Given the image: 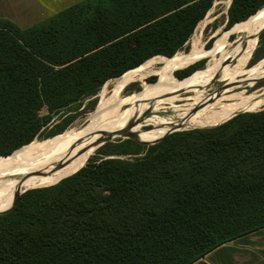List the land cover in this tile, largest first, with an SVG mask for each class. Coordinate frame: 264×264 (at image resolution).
<instances>
[{"label":"trees","instance_id":"trees-1","mask_svg":"<svg viewBox=\"0 0 264 264\" xmlns=\"http://www.w3.org/2000/svg\"><path fill=\"white\" fill-rule=\"evenodd\" d=\"M212 5L84 0L26 29L0 19V162L64 134L32 142L52 114L150 59L174 57ZM262 9L264 0H231L227 30ZM209 58L207 52L198 62ZM198 62L169 81L200 75ZM261 109L208 129L136 139L162 138L152 145L109 142L90 160L93 146L57 182L22 193L0 214V264H194L264 230Z\"/></svg>","mask_w":264,"mask_h":264},{"label":"rangeland","instance_id":"rangeland-1","mask_svg":"<svg viewBox=\"0 0 264 264\" xmlns=\"http://www.w3.org/2000/svg\"><path fill=\"white\" fill-rule=\"evenodd\" d=\"M230 4L231 0H213L211 9L208 11L201 23L198 24L199 26L197 25V29L195 28L187 44L171 59H150L132 72L127 73L120 78L107 81L99 90H97L94 95L83 98L79 102L69 105L61 111L52 114L50 123L43 128L40 136L36 137L32 142H41L56 135L62 134L64 132L65 133L52 141L32 144L31 146L41 147L50 144V142L53 143L65 138H78L84 133L87 126L91 123L93 115L102 109H108V112L112 111L114 116H121L124 120L118 123L106 125L104 129L115 126H120L121 129H129V125L132 123V120L137 119L141 114H150L151 111H154L155 114L153 113L151 116L156 118L158 115L160 116L166 114V112L173 108L185 106L188 116L178 119H184L185 121L184 124H181L180 126L163 129L156 121L153 119H148L144 120L143 122L140 121L134 125L131 129H129V132H126V135L135 131L146 134L156 130L157 128L163 132L170 130H177L178 132L194 130L190 127L205 125V123L207 124L205 121L200 123L201 120H205V117L201 119V116L214 114L206 112L211 110L210 108H212L211 111L213 112H219L223 110L222 107L214 108L212 106L216 100H220L217 98L221 95L232 90L242 92V96L233 97L228 101L223 100L225 101L223 104H228L238 101V99H241L242 97H248L253 93L264 90V35L261 37L256 36L255 41L251 43L253 34L248 31L252 25L256 23L260 13L264 9H262L258 14L251 17L243 24L236 26L232 30L231 28L227 30V11L230 7ZM211 39L212 42H209ZM251 49H254V53L252 54L250 64L245 68L246 61L244 63L243 61L247 51ZM207 52H210V58L208 61L205 59L201 62H198L206 56ZM224 60H234V62H229L230 66H233L236 61L241 65L235 69L240 68L241 70L235 71L234 69L233 73L231 72L232 74H226L228 69L224 68L221 70L218 66ZM195 62H198L194 65L196 68H204L203 72L198 75V77L204 75L206 72H209V75L195 80L194 83H192L188 88V91L172 92L170 90H165L162 94L157 96L159 99L145 98L143 100L134 102L125 101L128 97L137 94H145L148 90L153 92L155 88L162 89L159 87H165L166 89L167 85L183 83L188 80L198 78H190L181 82H171L169 81L168 77L177 71L186 69ZM216 76H221V78L215 81L208 80ZM158 79L161 80L158 84L154 86H148L155 84ZM203 80L208 81L201 82ZM260 105H264V103L257 104L254 108ZM254 108H252V110ZM39 114L40 116H45L47 112L45 109H42ZM197 116H200V119L196 118ZM127 139L128 138H116L112 139L113 141H111V143H114L117 140L123 141ZM102 146L96 149L94 154L90 157V160L102 157L98 150L101 149ZM20 149L17 150L12 157L18 155ZM103 150L105 151V149ZM143 153L144 151L141 152V154ZM86 154L83 157H85ZM135 157L137 156H127L125 158L133 159ZM60 174L61 171H58L47 176V178L42 181L41 185L45 187L55 183L59 179ZM28 178L29 176L25 172H0V186L5 187L4 191H0V201H3V199L8 197V190L18 187L13 186L9 188L6 186H11L24 180H28ZM250 235L253 234H249L246 237H250ZM236 241L239 240L230 241L224 245H230L233 247V242ZM257 243L258 242H255L254 244L257 246L259 244ZM255 245H253V247H255ZM207 256H205L206 258L204 257L194 264H209V262L214 263V258L216 255L210 259H208ZM244 256L240 255L238 261H236V264H240L241 262H244L245 264H257L255 260L251 261L248 259V255H246L245 258Z\"/></svg>","mask_w":264,"mask_h":264},{"label":"bare ground","instance_id":"bare-ground-1","mask_svg":"<svg viewBox=\"0 0 264 264\" xmlns=\"http://www.w3.org/2000/svg\"><path fill=\"white\" fill-rule=\"evenodd\" d=\"M262 27H264V10H262V12L260 13L256 23L252 25V27L248 30L249 32L253 34L251 38V43L255 41L256 36L258 35ZM248 52L249 50L246 53L243 63L247 59ZM240 65L241 64L235 61V64L226 71V74L233 72L234 69L239 67ZM218 66L220 67V65ZM208 75H209V72H206L204 75H201L199 77L190 76L185 79H190V78H195V77H198V78L191 79L183 83H174L171 85H167L166 89L165 87H159L162 89L155 88L153 92L148 90L146 91L145 94H137V95L128 97L125 101L134 102V101L143 100L145 98L159 99L157 96L162 94L165 90H170L172 92H185V91H188V88L191 86L192 83H194L195 80L202 78L204 76L206 77ZM219 78H221V76H216L208 80L215 81V80H218ZM208 80H203L201 82H205ZM241 93H242L241 91L232 90L218 97L217 99H220V100L218 101L216 100L212 104V106L214 108L222 107L223 110L219 112H213L211 111L212 108L209 107L211 110H208L207 108H205L206 110H208L206 111L207 113H214L208 116H205V115L201 116V119L205 117V120L203 121L201 120L200 123H203L205 121L207 122V124L205 123V125L192 126L190 128L199 129V128L211 127L213 125L224 122L239 114L251 112L252 108H254L257 104L264 103V90H262V91L253 93L252 95L248 97H242L241 99H238V101L228 103V104H223L225 102L223 100L228 101L229 99L233 97L242 96ZM107 110L108 109L99 110L95 115H93L92 117L93 119L91 123L87 126L84 133L81 134V136H79L78 138H75V139L65 138V139H62V140H59L53 143L50 142V144H47L41 147H34L31 145L25 146L20 149V152L18 153V155L12 158H9L7 160L1 161L0 162V172H8V171L25 172L27 173L29 178L28 180H24L14 185L6 186L9 188L13 186H18V187L7 191L8 197L3 199V201H0V206L13 200L14 196L19 192H23L29 189L44 187L41 185L42 181L45 178H47V176L53 173L61 171L59 178H62L66 174L68 169L72 165L77 163L79 160H81V158L93 147L91 146L93 143H95L97 140H101L105 138L107 135H111L112 139L120 138L118 135L119 131L129 132V129H131L134 125H136L140 121L143 122L144 120H148V119H153L163 129H169L174 126H180L181 124H184L185 122L184 119L183 120H178V119H181V117L188 116L186 112V107L179 106L177 108H173L169 110L164 115H160V116L158 115L156 118H153L154 116H151L153 115V113L155 114L154 111H151L152 114L151 113L141 114L137 119L132 120V123L129 125V129H121L120 126H115L112 128L104 129L106 125L124 121L121 116H114L112 114V111L108 112ZM199 117L200 116H197L196 118H199ZM207 120H211V121H207ZM182 129H186V128H182ZM172 131H177V130H170V131L163 132V131H160L159 128H157L156 130L150 133L142 134V133L135 131V132H130L126 136L128 138H134V139H138L144 142H149V141L155 140L156 139L155 137L165 135ZM126 136L123 138H126ZM151 138H155V139H151ZM4 190H5V187L0 186V191H4Z\"/></svg>","mask_w":264,"mask_h":264},{"label":"crops","instance_id":"crops-1","mask_svg":"<svg viewBox=\"0 0 264 264\" xmlns=\"http://www.w3.org/2000/svg\"><path fill=\"white\" fill-rule=\"evenodd\" d=\"M82 1L84 0H0V19L7 20L20 29H26ZM237 240L239 241L233 242V247L224 245L208 254V259L216 255L214 263L209 264H236L240 255H248L247 258L251 261L264 264V230ZM255 242L259 244L256 246Z\"/></svg>","mask_w":264,"mask_h":264},{"label":"water","instance_id":"water-1","mask_svg":"<svg viewBox=\"0 0 264 264\" xmlns=\"http://www.w3.org/2000/svg\"><path fill=\"white\" fill-rule=\"evenodd\" d=\"M262 30H264V27H262V29H260V31H259L257 37L259 36V34L261 33ZM259 111H260V110H259ZM174 132H178V131H172L171 133H174ZM171 133H169V134H171ZM169 134H167V135H169ZM118 135H119L120 138H123V137L126 136V132H125V131H119ZM165 136H166V135H165ZM165 136H164V137H165ZM164 137H162V138H164ZM126 138H128V137L126 136ZM162 138H161V139H162ZM128 139H132L133 141H135V142H137V143H140V144H144V145H152V144H155V143H157L158 141L161 140V139H160V140L155 141V142H152V143H142V142L137 141V140L134 139V138H128ZM111 141H113L112 138H111V135H107L105 138H103V139H101V140H97V141H96L95 143H93L91 146H94V147H95V146H98V148H99L100 146H102V145H104V144H106V143H109V142H111ZM29 190H30V189H29ZM26 191H28V190H26ZM26 191H23V192H19V193H17V194L14 196V198H13V202H12V205H11L10 209H9V210H6V211H2V212H0V214H4V213H6V212H9V211L14 207V205H15V203H16L18 197H19L22 193H24V192H26Z\"/></svg>","mask_w":264,"mask_h":264}]
</instances>
